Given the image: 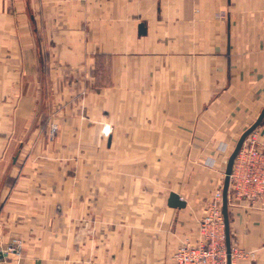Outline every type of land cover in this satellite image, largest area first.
Instances as JSON below:
<instances>
[{
	"label": "crops",
	"instance_id": "1",
	"mask_svg": "<svg viewBox=\"0 0 264 264\" xmlns=\"http://www.w3.org/2000/svg\"><path fill=\"white\" fill-rule=\"evenodd\" d=\"M263 108L264 0H0V264H174ZM180 141L188 188L149 198ZM229 213L233 264H264V209Z\"/></svg>",
	"mask_w": 264,
	"mask_h": 264
},
{
	"label": "built area",
	"instance_id": "2",
	"mask_svg": "<svg viewBox=\"0 0 264 264\" xmlns=\"http://www.w3.org/2000/svg\"><path fill=\"white\" fill-rule=\"evenodd\" d=\"M231 198L258 202L264 209V130L257 128L248 135L234 162L229 200ZM222 205L223 187L213 195L201 221V240L196 244L181 243L173 255L174 264H229ZM21 251L19 242H11L0 247V260ZM237 254L238 250L232 246L231 264Z\"/></svg>",
	"mask_w": 264,
	"mask_h": 264
},
{
	"label": "rangeland",
	"instance_id": "3",
	"mask_svg": "<svg viewBox=\"0 0 264 264\" xmlns=\"http://www.w3.org/2000/svg\"><path fill=\"white\" fill-rule=\"evenodd\" d=\"M66 79H70V78L65 77V80ZM88 93L89 92H87L86 90L80 91V93L77 95V102L79 100H81L84 96H86ZM44 120L45 119L43 118L41 123L44 124ZM109 131H110V129L105 127V129H104L105 135H106V133H109ZM57 132H58L57 126L53 125L51 130H50V133H49V141H55L56 136H57ZM188 143H189V141H180V145H179L180 155L172 157V160H174V168L171 169V166H169L168 169H170V171H165V168L162 170L160 166H156L157 169H155V166H153V170H152V168L149 166V172H148L147 183H146L147 188H148V192H149V194H148L149 198L152 196L156 197L158 195V193L161 191V189H163L164 193L167 194L168 191L173 188V185H175L177 189L179 188L180 190H183L184 192H185L186 188H188L189 183H188L187 178H186L187 173H188L186 168H187V165L189 162V155H187V149H186ZM94 145H95V143H94ZM85 146H86V144H85ZM107 146H108V140H106V138L102 139L100 146L98 145V147H103V148H106ZM170 157H171L170 155L169 156L163 155L162 157H160V156L151 157V158L149 157V161L152 159L151 163H153L154 158L158 161H161V158H163L164 161L167 162V161H169ZM177 158H179L178 159L179 171H180L179 176H175V171H174L176 169L175 167L177 164L176 163ZM168 169L166 168V170H168ZM173 171H174V176H172V173H171ZM167 174H168V176H167ZM208 205H209V203H208ZM208 205L206 206V208L204 210V214H203L202 219L206 215ZM202 219H201V221H202ZM200 224H201V222H200ZM13 242H19L21 244V246H23V243L20 240L13 241ZM0 247H5V246H0Z\"/></svg>",
	"mask_w": 264,
	"mask_h": 264
},
{
	"label": "water",
	"instance_id": "4",
	"mask_svg": "<svg viewBox=\"0 0 264 264\" xmlns=\"http://www.w3.org/2000/svg\"><path fill=\"white\" fill-rule=\"evenodd\" d=\"M146 29L144 24L140 25V33H145ZM44 90H43V99H44ZM264 122V108L258 117L257 121L249 128L247 129L243 135L238 140L232 154L229 157L227 167H226V173H225V181L223 185V205H222V213L224 217L225 222V232H226V242H227V248L229 253V264H231V232H230V213H229V189H230V176L233 171L234 162L241 151L246 138L250 133H252L255 129H257L259 126L262 125ZM16 158V157H15ZM169 205L171 207L175 208H182L186 205V202L181 199L180 195L172 192L169 198Z\"/></svg>",
	"mask_w": 264,
	"mask_h": 264
},
{
	"label": "trees",
	"instance_id": "5",
	"mask_svg": "<svg viewBox=\"0 0 264 264\" xmlns=\"http://www.w3.org/2000/svg\"><path fill=\"white\" fill-rule=\"evenodd\" d=\"M45 80H46V77H45ZM45 83H46V85H47V80H46V82H45Z\"/></svg>",
	"mask_w": 264,
	"mask_h": 264
}]
</instances>
